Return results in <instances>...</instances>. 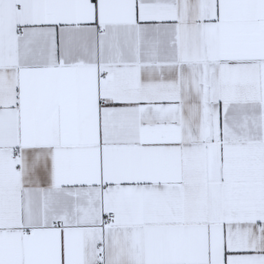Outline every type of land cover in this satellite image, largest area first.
<instances>
[{"label":"snow or ice","instance_id":"1","mask_svg":"<svg viewBox=\"0 0 264 264\" xmlns=\"http://www.w3.org/2000/svg\"><path fill=\"white\" fill-rule=\"evenodd\" d=\"M0 264H264V0H0Z\"/></svg>","mask_w":264,"mask_h":264}]
</instances>
